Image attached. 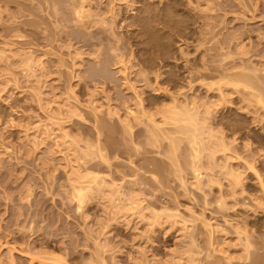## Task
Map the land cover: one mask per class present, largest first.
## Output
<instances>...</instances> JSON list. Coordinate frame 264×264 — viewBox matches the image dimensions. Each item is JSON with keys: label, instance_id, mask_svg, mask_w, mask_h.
<instances>
[{"label": "rangeland", "instance_id": "1", "mask_svg": "<svg viewBox=\"0 0 264 264\" xmlns=\"http://www.w3.org/2000/svg\"><path fill=\"white\" fill-rule=\"evenodd\" d=\"M17 1L27 2V0ZM17 1L12 0L8 8H4V6L1 7L2 9H4V12H1L2 20L0 21L4 22L3 20H5L6 23L7 21L9 23V20H7L8 16L6 15H8L9 13H14L13 10H15L16 13ZM93 1L95 3L101 2L103 6L107 3V0ZM151 2L153 3L151 7H169L168 10L170 11V17L160 15L156 17L155 20H151L149 26L143 28L141 25L136 24L135 21L140 20L142 15H146L145 12H140V10L142 9V11H144L143 9L147 8ZM35 4H37L39 7L34 6L32 8V12L34 13V15L30 16L29 14L26 16L16 13V15L18 14L17 16H19L18 18H16L17 20L19 19L20 21L26 18H28L29 20V18H31V20L36 22V24L38 23L37 26H40V29H37L38 27H36V24L34 25V28L33 25H26V27L23 26L25 27L24 30L23 28V31L20 30V32L22 31L24 35L23 40L15 41L14 37H10V35H7L8 32H6L3 28L1 24L2 22L0 23V48L6 45V41H13L14 44L12 46L15 48H22L20 49L22 52H27V50L30 49H37V51L34 52V56L38 57L41 55V57H39L40 61L34 62L35 69L33 68V70L36 71L35 75H32L31 78L26 77L27 71H24L25 73L23 72L22 68H24L25 66L21 67L22 61L20 60V58L15 56L13 57V55H11V53L14 54L15 51L10 52L9 50H7L9 51L7 52V54H5L9 55V58L7 60V57L5 59L0 58V139L5 144L3 145V148L0 147V260L2 259L0 264H8L7 260L10 256L8 249H10L12 245L16 247V250H12V254L15 258V264H38V261L36 259L31 260V257L27 253V251L21 252L20 246H24L25 250L27 249L26 246H28V248H30L32 251H52L54 254L63 257V259L67 261L68 264H85L82 262L92 257L91 255H93L92 253L94 250L96 256L98 253L97 251H99L97 249L101 248L104 250V252L100 250V253L103 252L104 257L107 259V261L105 260L107 264H174L178 261L181 264H192L191 260L194 255L196 264H226V261V263L223 262L225 260V255H233L232 260L234 262L232 261V264H248L250 259H247V261L245 260V252L243 251V253L242 251H236L235 247L233 248V246L229 248L227 247L229 249L227 252L228 254H225L226 252H221L217 249L216 251H214L215 254L213 252L214 255L211 253L213 256L210 257L211 254L209 252H211V248L207 250V235L203 234L205 233V231L203 233L202 231L200 232V227L201 229L203 228L202 224H200V218L203 217V215L201 214L203 212L206 219L209 220L211 224L219 223V225L221 226L223 225L221 224V221H223L224 215H226V218L228 216V218L230 217L229 219L232 220L235 218L233 221L241 219L242 217V221L244 219H247L248 221H252L253 223L257 222V224L255 223L256 226L254 224V226H252L254 227V229H259L258 231L255 230L254 237L256 241L259 237L257 245H261L260 243H264V210L260 208L254 210V208L252 209L251 206H247L253 202H251V199L249 198L253 193L263 195V192L260 191V185L255 178V174L251 171V169L248 168V166H246V164L248 163H255L260 172L264 173V113L262 112L263 110H261L259 105L255 104L254 102H250V104L247 102L248 100L244 101L243 96H241V94L239 93H236L233 97H231V99L228 100V102L226 101V103H222L221 105L216 106L218 99L215 94H218V91L216 93L215 91L217 89L207 92L206 88H202L201 86L199 87L197 85V91L194 89L188 90V87L184 89L185 91H187V97H189L190 100L191 97H196L199 102H208L207 104L211 107L210 109L212 111V126L215 130H217V132L219 129H222L226 133V135H228L229 139H232L235 136L238 140H236L237 144L235 143L236 146L234 145L235 148L233 147V149L235 151H239L237 152V154L244 157V160L243 158L241 159L243 161H240L238 159L236 163L240 167L238 169L240 170L239 173L242 172L240 177L243 179V186L245 187L246 192L243 193V196L240 195V197L242 196L241 198H239L238 196V205H236L237 203L235 204V201L233 203V200L231 198L226 197L228 198L227 201H229L227 202L228 207L229 205L231 207L232 204L233 209L223 208L222 210V207L218 205V203L221 202V197L219 196V193H216V190H218L217 187L219 186L216 184L219 183H214L213 185L215 186H212L211 188L210 185L204 182L205 179L203 178V182L205 184H203L202 182L200 184L202 185L200 189L196 187V185L194 186V178L191 168L189 165L185 164V161L182 158L181 168L183 170L181 169L180 172L184 171V176H186V178L184 177L186 179V186L183 185L184 187H182L180 176L182 175L181 177H183V173L179 175L180 172L178 173V170H175V164H173L171 161H168L170 160V158H167V156L165 157V154L167 152V148L165 146L166 141H159V139L157 143L159 142L158 144H161V146H159L155 142L153 143L155 144V147H153V144L151 146V144L143 143L147 142L146 140H144L145 135L143 133H146V130H143L145 127L142 126L144 124L135 125L133 129V138L131 141H133L134 146L140 144L139 150H136L138 146H136V148L134 149L133 144H131L132 142L129 141L127 137H125V134H123V130L117 116H120L122 113H124V109L121 106L123 98L120 97L125 95L124 97L127 96V100L128 97L130 98L128 102L130 103L131 101V103L134 104L136 102V98L134 96L136 92L135 90L125 89L117 95L116 93L112 94L111 91L112 99L111 101L108 100L109 102H106L110 104L111 107L117 105V108L119 109L118 114V109H116V107L113 108L114 110L116 109L115 115H112L113 118L111 116L109 117L111 120V125L114 129L113 139H115L116 144H114L115 146L110 145L112 143L106 144L107 155L111 161L110 168L108 166L106 167L104 163H101L103 164L101 165L98 161L99 158L97 157V159L94 160V163H98L95 170H97L101 174H105L107 172L106 175H110L111 177L113 176V178L117 177L116 181L118 180V184L122 183V188L119 187V189H122H120V195L122 194V199L123 195L127 197H124V201L122 202L126 203V201H128L130 204L128 206H122L121 203H118L117 201L111 202L109 201V194H105L102 192L95 193V197L86 202L85 205L79 211H77L75 205H70L67 203V199L65 197L66 195L64 192H62V190L59 192L54 190L52 192L46 189V187L49 186L45 180V175L49 176L50 171L48 169L51 170V168H53L52 165L58 168L56 172L53 173L51 171L52 174H50V176L54 175L53 178L56 184L58 183L56 181H64L65 173L64 171H62L63 165L60 166V163H62L60 162L62 161V159L60 160L61 157L59 158L60 155L54 156L57 155V153L55 152V154L51 152L54 155L51 154L50 157V152L48 153L47 149L48 146L41 139L42 134H39L37 132L39 131L37 128V131H35L34 128L36 126H33L38 118H41L42 115H45V112L51 111V108L48 107H53L54 105H56L54 107H57L58 103L62 102L63 99H66V94L68 98L70 91L68 92L67 89L69 88V85H71L72 88H74V91L77 93L74 95H77L81 99H87L93 92V98L95 97V99H98L97 102L99 103L103 102L105 104L103 109H107L109 105H106V102H104V100H107L104 97L105 95H102V93L100 95L99 93L94 92L96 88L93 90V88L95 87L94 85H96L97 87L99 85L96 84L97 82L95 80L99 79V77L96 78L97 75L91 74V71L95 72L94 69H98L96 68L97 63L95 62H97V60L99 62V58H97L96 60V58L94 57L96 60L95 61L93 58V55L95 54L92 55L91 51L88 49V46H86L85 44L86 42H88L85 40L91 39L90 33L95 32L94 30L100 28L99 26L101 25L97 24V26H95L97 27V29H89V34L86 33L87 31L82 32L83 35L82 33H79L80 31H77V27L75 28L72 27V25H69L68 27L71 30L69 28H67V30L72 32L69 33V35H73L75 32H78L74 34V37L77 36L76 38H72L73 36L70 37V41V39H67L69 38L68 35L66 39L65 37L61 36V34L65 32L64 29H66L63 28L66 26L64 23L65 20L62 19V21H64L63 25L65 26L62 25V21L60 22L61 18L58 21V26L55 25L57 24V20L55 21V18H53L51 15L50 16L52 19H50V17L48 18V11V13L46 14L47 16L45 15L46 11L43 9V7H40V5L42 6V4H38L37 2H35ZM59 5L57 6L60 7L59 9H61V7H63L62 3H60ZM36 7L44 10L43 13H39L38 11L41 10H38ZM115 7L121 8V12L123 13H121V15L126 16L125 18L128 25L120 27L116 23L112 24L109 20L106 21L108 25L103 24L104 26L107 25V27L105 26V29L104 27H101V31L99 29L97 30L100 31L98 34H96L97 36H99V38L109 37V41H111L112 39L113 43H109V41L106 39L108 42H105L109 43L108 45L111 44L110 46H112V44H117L119 46L118 49V46L114 45V47H117V51H115V48H111V51L109 48L108 50H105V48H107L106 46L108 45L104 42L105 46L101 47L104 48L103 50L105 51H102L103 54L101 55L102 57H100L103 59L105 57L107 59V69H109L110 73L113 72L111 74L114 75V83L118 82V84L121 85L123 77L117 71L118 65L113 64L114 55L113 53L110 54V52L114 51L117 52L116 54H118V51H123L125 54L123 57L125 59H129V61H126L129 62L130 66H133H131L132 68H129L127 72H129V70L130 73L131 71H133V73L130 74L129 77L132 78V83L136 86V90L143 91L144 93H141H143L142 96L145 99L151 97L149 99L151 100V102L155 101L157 103V106L159 105L158 108L160 106L162 107V105L165 103H171L170 98H168L169 93L177 91V89L179 91L180 88H177L178 86H168V88H170L169 90L162 92L159 91L157 93L154 89L150 88L152 87L151 84L150 87L144 86V89L143 86L140 85L141 81L139 80V78L135 79V71L138 72L140 69H148V71H151L156 70L157 67L164 72H174V74L177 72V77H180L181 80H178L179 82H177L180 84H186V81H184L181 77L183 74H186L185 71L187 69V66L191 63H196L197 66H202L204 64V66L206 65V69L208 68L209 71H211V68L212 70H216L215 72H212L213 74H215L210 76L211 78L208 77V79L204 80L205 82L209 81L212 83H215L217 80L220 81V78L218 77L222 76L220 73L221 70H223V68L227 69L226 67H224L225 64H229L226 66H230L232 68V65L234 63L233 67L238 68L239 66L238 70L243 68V70H246L248 72L252 71L256 67L259 69H264V0H142L138 2V4H135L134 6L129 8L124 4L121 6L117 4ZM34 8L37 10H34ZM7 10H9L10 12ZM41 14H43V17L39 16ZM45 16L47 21L45 20ZM39 19L42 20L41 22L46 21L47 24L46 22L41 23ZM48 19H50V22L52 21V23H50ZM178 21H182V24L180 23L179 26V24L177 23V27L176 22ZM51 24H54V29H56V26L58 27L56 29V34L58 37L60 28L63 29L60 33L61 38H59L60 40L58 39L60 42L58 43L57 40V43L55 42V44L56 46L57 44H59L60 46L61 44L65 45H62L61 48L60 46L57 47L59 50L61 49V51L57 50V48L54 51H57L56 54H62L64 62L67 61L64 65L62 61H58L60 59V56L58 55L47 54L42 56L41 54L42 49L49 48L44 47V45L42 44L40 45L39 42L42 41L44 35H49V29L51 28L50 26H52ZM111 24L112 26H110ZM46 25L48 26L45 27ZM45 28L46 30H44ZM72 28H74L75 30H73ZM67 30L66 33L69 32ZM51 31H53V28L51 29ZM110 31H113V33H111ZM103 33L105 34V36ZM114 33H116V36L120 35V39L118 38V42H116L117 40L115 41L117 37L114 36ZM97 36L96 39H92L97 40ZM38 37L41 40H39ZM114 37L116 38L114 39ZM200 39L201 41L204 40V42H201V44ZM65 40H67L68 42H66ZM64 41L66 43H64ZM72 41L73 43H69ZM240 42L244 43V45L242 43V45H239ZM37 43H39V46H37ZM68 43L70 46H72L71 44H73V46L68 47L66 45ZM40 46H43L44 48ZM38 48L40 49L39 51ZM77 51H84V53H81V55L79 54V56L77 54ZM89 52L91 55L89 54ZM119 54L123 55V53ZM228 54H230V56ZM111 55L113 56L111 57ZM221 59L223 60L224 64L221 63ZM14 62H17L18 65ZM219 63L221 65L223 64L221 67L222 69H220L221 65ZM140 64L143 68H145L143 69ZM19 65H21V68H19ZM65 65H67V67ZM71 66L73 67L72 69ZM214 67L218 68L216 69ZM92 68L93 70H91ZM68 69L72 70L71 73L73 75L75 74L76 76H73L72 78L69 77L68 75H70V72H66V70ZM199 69L204 70V68L202 67H200ZM228 69L230 70V68ZM234 69L236 68H232L231 71ZM219 73L220 76H218ZM12 76H16V81L12 80ZM196 77V73L192 75V77L190 78V80L192 81L191 84L195 85V82L196 84H198L200 80ZM197 80L199 81L197 82ZM86 84H88V88L84 86ZM216 84L218 83L216 82ZM216 84H214V87L216 86ZM220 84L222 85L223 83ZM153 85L156 84L153 83ZM160 85L166 86L165 83H162ZM84 87H86V89ZM39 88L40 91H42V101L45 100L47 102L51 100V102H53V104L51 103V105L50 103L46 104L47 106L45 105L46 102H43L44 108L47 107L45 110L42 109L43 112L41 111V108H38L39 106L38 103H36L37 101L35 100V93L33 96V92L37 91V89ZM97 89L99 90V88ZM10 92H12L13 94H10ZM184 96L182 95L179 98L181 99L180 101L185 98ZM69 99L66 100L70 101ZM66 100H64L61 105L64 102H68ZM72 100L73 97L71 99V103L74 101ZM145 101L147 103V100ZM244 104L245 106L249 104L250 105L246 106L245 108ZM155 105L156 104H154V106ZM204 105L205 104L201 105V107H203ZM64 110L65 114H62V116L66 115V109L63 106V112ZM83 113L86 119H82L81 117H71L66 122V129L71 132L70 134H76L75 136L79 135L78 137H80L81 135V138H84L87 132H94V127H92L93 121L87 115V113L85 114L84 111ZM10 114L12 115V118H14L13 121L4 119L6 117L8 118V115L11 116ZM5 120H7V123H5ZM23 132H27L26 134H29V139L25 138L26 136ZM35 133H37V138L36 135L34 136V138L37 140L39 139L38 141H40L37 145H34V143L32 142L34 141V139L32 137L33 135L31 136V134ZM23 135L25 137H23ZM232 135L233 137H231ZM53 136L54 135H52L51 137ZM126 136L129 135L126 134ZM129 138L131 139V136H129ZM37 140H35V142ZM112 141L115 142L114 140ZM242 142L247 143L248 146L245 145L244 147V145H242ZM157 146H159V150ZM137 151L141 152L138 154ZM128 152H130L131 154ZM161 152L164 154V156ZM128 155L131 157H129ZM223 158L224 159L219 158V161L225 163L226 158ZM48 159L50 162L54 160L52 161V165H48L47 167L45 164L43 166V160ZM148 161L152 163L150 164ZM245 161L251 162L245 163ZM146 163L148 164L146 165ZM220 164H218V166ZM155 165L158 171L155 169ZM148 166L154 167L153 169L155 171L147 169L149 168ZM218 166V169L222 167V165L220 166V168ZM133 168H135L137 173L135 172V170H133ZM168 169L173 170L169 171ZM174 170L178 174L175 172L174 175ZM120 174L123 176L124 180L122 179ZM123 174H125L126 177ZM134 174L136 180L138 182H141L136 184V181H132L133 179L135 180ZM156 174H158V176ZM176 175L179 176L177 177ZM155 176L157 177V179L154 178ZM130 178H132V180ZM128 179H130V181L127 183ZM220 179L225 178L223 176L219 177V181ZM131 181L132 183H135L133 184L135 185L133 186V188L131 186L132 183H130ZM226 181L227 180L225 179L223 183H226ZM179 185L181 187H179ZM205 197H207L205 199L207 205L204 204ZM218 197H220V202L217 201ZM128 198L131 200V202H133L131 203ZM238 199H241L242 201ZM218 206L220 210H218ZM155 209L162 213L160 224L152 223L153 218L151 217L153 214L150 215L149 213H151L150 210ZM224 209H227L225 210L227 212H225ZM177 211L181 214L180 219H182L183 217L186 219L184 223L186 224L185 228L183 227V223H174V221H172L170 217L167 218L168 213ZM191 211H194V214L200 216V218L198 219L199 221L194 218L199 223L194 220V224L193 217H189ZM188 218L189 220L192 218L193 222H190ZM30 225L32 226L30 227ZM223 226L229 228L227 229L229 233L228 236L226 234L225 235L228 237L227 242L231 243V239L232 237H234L232 235H235V233H233L231 226ZM16 236H21L23 240L21 239L20 242H14L13 237ZM199 236L201 237V240ZM226 236L223 235L221 237L220 235L218 237L217 243L220 242L218 248H220V246L222 245L224 246V243L221 241L222 238H225ZM191 238H193L192 240H194L195 242L199 243L198 246L195 245V247L191 248V245L188 244V242L191 241ZM217 243H215V246L217 245ZM186 244H188V246H186ZM98 245L101 248H99ZM97 246L98 248L95 249ZM187 247H190L191 250L189 251L190 248L187 250ZM197 247L201 251L204 250L202 251L203 253H200L201 251L199 252L200 254L196 252L197 250L195 248ZM260 249V255H262L261 257H264V247ZM191 251L198 254L194 253V255L191 256V254H193ZM205 252L209 254L207 255ZM241 252L244 255L241 254ZM239 253L241 255H239ZM252 254L253 253H251L249 256L253 257L254 254ZM235 255L239 256L237 257ZM207 256L212 262H208L209 260ZM214 257L217 258V262L215 261L216 259H214ZM188 258H191V260L188 261ZM261 262L262 264H264V258H262Z\"/></svg>", "mask_w": 264, "mask_h": 264}, {"label": "bare ground", "instance_id": "2", "mask_svg": "<svg viewBox=\"0 0 264 264\" xmlns=\"http://www.w3.org/2000/svg\"><path fill=\"white\" fill-rule=\"evenodd\" d=\"M11 1L12 0H0V8L2 6H4V8H8V6L11 4ZM15 1H17V0H15ZM140 1H142V0H107L106 5L103 6L101 2L95 3L93 0H27V2L26 1L25 2L17 1L16 13H19L21 15H26V16L29 14H30V16L34 15V13L32 12V8L34 6H38L37 4H35V2H37L38 4H42V6L40 5V7L41 8L43 7V9L46 11L45 15L49 12L47 14L48 18L50 17V19H52L51 18V16H52L53 18H55V21L57 20L56 21L57 24H55V25L58 26V24H59L58 21L60 20V18H61L60 22L62 21V19L65 20V22L62 21V25L64 22L67 27L65 25H63V26H65L63 28H66V29H64V31H65L64 33L62 31L63 34H61V36L65 37V39H66L67 35H68L69 38H67V39L68 40L70 39V41H71L70 37L73 36L72 38H76L77 36L74 37V34H76L78 32H75L73 35L70 34L71 35L70 36L69 33H72V32L67 30V28H69L68 27L69 25H72V27H75V28L77 27L76 29H77V31H80L79 33H82L85 31H87L86 33H88L89 29H91V30H94L93 28L97 29V27H95V26H97V24L101 25V26H99L100 28H98L99 30L101 29V27H104V29H105V26L107 27V25H108V23H106V21H109V20L112 24L116 23L118 26L124 27V26L128 25V23L126 22V18H125L126 16L121 15V13H122L121 8H116L115 6L117 4H119L120 6L124 4L129 8V7L134 6L135 4H138V2H140ZM60 3H62V6H63V7H61V9H59L60 7L57 6ZM152 4L153 3L151 2L147 8L143 9L144 11H142V9H141L140 12H145L146 15H144V16L142 15L140 20L135 21L136 24L141 25L143 28L146 26H149L151 20L152 21L155 20V18L160 16V15H165V16L170 17V11L168 10L169 7L168 8L165 6H163V7H154V6L151 7ZM59 6H61V5H59ZM38 7H36V8L38 10H41L38 12L43 13L44 10H42L41 8L39 9ZM56 7L59 9L60 12L58 11V9ZM49 8H50V10H49ZM37 9L34 8V10H37ZM3 10L4 9H2V8L0 9V20H2V13L4 12ZM7 11H9V10H7ZM13 12L14 13H11V14L9 13L8 15H6V16H8L7 20H9V23H8V21L6 23L5 20H3L4 22L0 21V23L2 22L1 24H2L3 28L5 29L6 32H8L7 35H10V37H14L15 41L23 40L24 35H23L22 31L24 30L26 25L27 26L33 25V28H34L35 27L34 25L36 24V22L31 20V18H29V20H28V18H26L24 20L19 21V19L18 20L16 19L19 17V16H17L18 14L16 15L15 10H13ZM42 15L43 14H41L39 16L43 17ZM46 16H45V20L47 21ZM41 17H39V18H41ZM50 19H48L49 22H50ZM39 21L41 22L42 20L39 19ZM46 21L41 22V23H45ZM182 21H178V22H176V24L178 23L180 26V23L182 24ZM50 23H52V21ZM37 24H36V27H38L37 29H40V26H37ZM46 24H47V22H46ZM103 24H107V25L104 26ZM112 24L110 26H112ZM176 24H175V26H176ZM178 24H177V27H178ZM51 25H52V26H50L51 28L49 27L50 28L49 29L50 33L48 32L49 35L48 34H47V36L44 35V37L42 38V41L39 42L40 45L42 44V45H44V47H49V48H44L43 46H40V47L44 48V49H42L41 54H42V56L47 55V54L58 55V56H60L59 57L60 59L58 58L59 59L58 61L59 62L62 61L63 65H64L67 61L64 62V58H63L61 53L56 54L57 51H54L57 47L60 46L59 44H57V46H56L55 42L59 38H61L60 33H61V30H63V29H61L59 27L60 32L58 31L59 32L58 33L59 37H58L56 34V32H57L56 29L58 27L56 26V29H54V26H53L54 24H51ZM23 26H25V27H23ZM47 26L48 25H46L45 27H47ZM22 28H23V30H22ZM52 28H53V31H51ZM72 29L75 30L74 28H72ZM20 30H22V31L20 32ZM44 30H46V28ZM54 30H55V33H54ZM66 30L69 32L66 33ZM97 30H94L95 32L90 33V36H91V39H89L90 41L85 40V41H88L85 44H86V46H88V49L91 51V54L92 55L95 54V55H93V58L95 57L96 60H97V58H99V62H98V60H97V62H95V63H97L96 68H98V69L97 70L94 69L95 72L91 71L92 72L91 74L97 75L96 78L99 77V79H95V80L97 82L96 84H99L100 87H99V85H98V87L96 85H94L95 87L93 88V90L95 88L96 89L99 88V90L98 89L97 90L100 91V89H101V91L98 92L95 89L94 92H97L100 95H101V93H102V95H105L104 97L107 100H104V102H106L108 100L111 101V99H112L111 91H112V94L116 93L117 95L122 90H125V89L135 90V92H136L134 94V96L136 98V102L134 104L131 103V101H130V103L128 102L130 99L129 97H128V100L126 98L127 96L124 97L125 95L120 97V98H123L121 106L124 109V113H122L120 116H117V118H119L118 121L121 124V128L123 130V134H125V137H127L129 139V141H131L133 138L132 135H133V129H134L135 125L144 124L142 126L145 127L143 130L144 131L146 130L145 131L146 133H143V134L145 135L144 140H146L147 142H143V143L151 144V146H152V144L155 142L157 143V141L159 139H160L159 141L165 140L166 141L165 146L167 148V152L165 154V157L167 156V158H170V160H168L167 158L166 159L168 161H171L173 164H175V168H176L175 170H178V173L182 169L181 168V164H182L181 160L183 158V160L185 161V164L190 166L191 171L193 173V178H194L193 179L194 180L193 185L194 186L196 185V187H198L200 189L202 186L200 184L203 182L204 179H205L204 182L207 183L208 185H210L211 188H212V186H215V185H213L214 183L215 184H216V182L219 183V184H216V185H219L217 187L218 190H216V193H219V196L221 197V199H220L221 202L219 201L220 197H218L217 201L220 202V203H218V205L220 207H222L221 208L222 210H223V208H228V209L232 208V204H231V207L229 205L230 208L228 207L227 202H229V201H227L228 198H226V197L231 198L233 200L232 202L234 203V201H235V204L237 203L236 205H238V201H237L238 196H239V198H241L243 196V193L246 192L245 191L246 189L243 186L244 185L243 179L240 177L242 172L239 173L240 170H238V169L240 167L236 163L238 159L240 161H243L244 157H242V155L240 156L239 154H237V152H239V151H237V150L235 151L233 149V147L235 148V146H236L235 143L237 142L236 140H238V139L235 136H234V138L229 139L228 135H226V133L222 129H219L217 132V130H215L214 127L212 126V121H211L212 120V117H211L212 111L210 109L211 107L207 104L208 102L207 103H204L205 101L199 102V100H197L196 97H191V100H190V98L187 97L188 96L186 93L187 91H185L184 89L188 87V90L194 89L197 91L196 85L199 87L201 86L202 88H206L207 92L217 89L215 91V93L218 91V94L217 93L215 94V96L218 99L216 106L221 105L222 103L224 104V103H226V101L228 102V100L231 99V97H233L234 94L239 93V94H241V96H243L244 101L248 100L247 101L248 103L254 102L255 104L259 105L261 110H263L262 112L264 113V69H262V68L259 69L256 67L252 70L253 72L252 71L248 72L246 70H243L242 67H240L242 69L238 70L239 66H238V68L233 67L234 66V63H233V65L232 64H230V65H232V68H236V69H234L235 71L234 70L231 71L232 68L230 66L229 67L226 66L229 64H225L224 67H226L227 69L223 68V70H221V72H220L222 76L218 77V76H220V73L217 76L218 78H220V81L219 80L216 81L218 84H216V82L212 83L209 81H207V82L204 81V80L208 79V77L211 78L210 76L215 74V73L213 74L212 72L216 71L214 69L212 70L211 67H210L211 71H209L208 68L206 69V65L204 66V64L202 66H199V65L197 66L196 63H193V64L191 63L190 65L187 66V69L185 71L186 74H183L181 77L184 81H186V84L178 83L181 80H180V77H177V75H178V74H176L177 72L175 73L176 74L175 75L174 72L173 73L172 72H170V73L164 72V71L160 70V68H157V67H156V70H151V71H148V69H146V70L140 69L138 72L135 71L134 77H135V79L139 78V80L141 81L140 85L143 86L144 89H145L144 86L150 87L151 84H152V87H150V88L154 89L157 93L159 91L162 92V91L169 90L170 88H168V86H172V87L178 86L177 88H180L179 91L177 89V91L172 90L174 92L169 93L168 98H170L171 103L170 102L168 104L165 103L167 106L165 104H163L165 106H163L161 104L162 107L160 106L158 108L159 105L157 106V103L155 101L151 102V100L149 99L151 97L145 99L142 96V94L144 92L136 90V86L132 83L133 82L132 78L129 77V75L132 74L133 71H131V73H130V70H129V72H127V70L129 68L131 69L133 66L131 65L132 66L131 67L129 62L126 61V60L129 61V59H127V58L125 59L123 57L125 55L123 51H121V52L118 51V54H116L117 52H114V51L110 52V54L113 53V55H114V56L111 55V57L113 56V58H114L113 64L118 65V66L116 65L117 69H118L117 71L123 77V79H122L123 81H122L121 85H119L117 81H116L117 83H114V78H113L114 75L111 74L113 72L110 73L109 69H107L108 68V61L105 57H104V59L101 58L102 57L101 55L103 54L102 51H105L106 49L108 50V48L110 49V51H111V48H113V49L115 48V51H117L116 50L117 47L116 46L114 47V45H117V44H114V45L112 44L113 47L110 46L111 44L108 45L109 43L112 42V39H111V41H109V39H108L109 37L108 38H105V37L99 38V36H97L96 34H98L101 30L100 31H97ZM113 31L112 32L110 31V32L113 33ZM51 32H53V33H51ZM103 32H106V31H103ZM115 34L116 33H114V36H116ZM82 35H83V33H82ZM95 35L97 36V40L92 39V38L96 39ZM104 36H105V34H104ZM116 37H114V39L116 38L115 41L117 40L116 42H118L119 41L118 38L120 39V35L119 36L117 35ZM38 38H37V40H38ZM106 39L109 41V43H107L108 41ZM39 40H41V39L39 38ZM59 40L57 41L58 43L60 42ZM61 40H63V39H61ZM80 40H77V41H80ZM65 41L68 42L67 40H65ZM65 41H64V43H66ZM105 41H107V42H105ZM104 42L107 43L108 46H110V47L106 46L107 48H105V50H103L104 48H102L105 46ZM201 42H204V40L201 41V39H200V44H201ZM39 43H37V46H39L38 45ZM69 43H73V41L69 42ZM69 43L66 45L68 47H72L73 44H71L72 46H70ZM241 43L242 42H240L239 45H242V44L244 45V43H242V44ZM5 44H6L5 46L0 48V58L5 59L7 57L6 58V60H7L9 58L8 57L9 55H5V54H7V52H9V51L10 52L15 51V53L14 54L11 53V55H13V57L15 56V57L20 58V60L22 61V62L20 61L22 66L19 65V68L25 66L22 69H23V72L27 71V73H26L27 75L25 74L26 77L31 78L32 75H35L36 70H33V68L35 69L34 62L40 61L39 57H41V55L38 57L34 56V54H35L34 52L37 51V49L36 50L30 49V50H27V52H22L20 50L22 48H20V47L15 48L12 46L14 44L13 41H6ZM34 44H36V43H34ZM62 45L63 44H61V46ZM236 45H238V44H236ZM61 46H60V48H61ZM118 49H119V46H118ZM7 50H9V51H7ZM39 50L40 49L38 48V51ZM57 50H59V49L57 48ZM59 51H61V49ZM75 52H76V50H75ZM81 53H84V51H82V52L77 51L78 55L79 54L81 55ZM119 53H123V55L122 54L120 55ZM89 54H90V52H89ZM228 55L230 56V54H228ZM229 56H227V57H229ZM95 58H94V60H95ZM100 58H101V60H100ZM221 63H223V60ZM15 64L18 65L17 62ZM35 64H37V63H35ZM127 64H129V65H127ZM220 65H218V66H220ZM222 65L220 66V69H222L221 68ZM65 66L67 67V65H65ZM140 66H141V64H140ZM200 67L204 68V70L199 69ZM72 68L73 67L71 66V69ZM214 68H216V67H214ZM228 68H230V70ZM69 69L66 70V72L67 71L70 72V75H68V76L71 78L73 76H76L75 74L73 75L71 73L72 70H69ZM220 69H218V70H220ZM91 70H93V68ZM185 72H183V73H185ZM195 73L197 74L196 78L200 80V81L197 80V82L198 81L199 82L202 81V82L201 83L198 82V84H196V82L194 83V81H193V83L195 84V85H193V84H191L192 81L190 80V78ZM94 75H93V77H94ZM15 79H17L16 76H12V80L16 81ZM153 83L156 85H153ZM162 83L163 84L165 83L166 86L165 85L161 86L160 84H162ZM220 83H223V84L221 85ZM68 84H69V81H68ZM214 84H216L215 87H214ZM217 85H218V87H217ZM84 86L87 87L88 84H86ZM86 87H84V88L86 89ZM68 89H67V91L68 92L70 91V92H69L68 98H67V94H66V99L70 98L69 99L70 101H68L66 99L62 100V102L64 100L68 101V102H64L63 103L64 105L62 104L66 109V115L67 116L66 115L62 116V114H65V110L63 112V106L61 105L62 102L59 101L60 103H58L57 107H54L56 105H54V106L52 105L54 108L51 106L48 107V108H51L50 112L47 110L46 111L48 113L44 111L45 115L44 116L42 115L43 117L41 116V118H38V120L35 122V124L37 123L36 125L33 122V124H34L33 127L36 126L34 128L35 131H37L36 128L40 131V132L39 131H37V132L39 134H42L41 139L48 146L47 149H48V153L50 152V157H51V154L54 155L53 153H55V152L57 153V155H54V156L60 155L59 158L61 157L60 160L62 159V161H60V162H62V163H60L61 165L60 164L59 165L60 166L63 165L62 171H64V173H65L64 181H62V182L56 181V182H58L56 184L54 181V178H53L54 175L50 176V174H52V172L54 173L58 169L57 167L52 165V163H53L52 161H54V160H52L51 162L49 161V159L43 160V162H42L43 166L46 164L47 167H48V165H52V167H53V168H51V170L46 168L50 171V174L48 173L49 176L45 175V180L49 186V187H46V189L48 191H52V192L54 190H56L58 192L62 190V192H64L66 195L65 197L67 199V203L70 205L71 204L75 205V208L77 211H79L85 205L86 202H88L90 199L94 198L95 193H102V192L105 194L106 193L109 194V201H111V202L117 201L118 203H121L122 206H128L130 204L128 201H126V203L122 202V201H124L123 199L125 196L123 195V199H122V196H121L122 194L120 195V191L122 190L121 189L122 183L118 184V182H117L118 180L116 181L117 177L113 178V176L111 177L110 175H106L107 172L105 174L99 173L97 170H95L98 163H94V160H96L98 157L99 158L98 161L100 164L104 163V165H106V167L108 166L109 168L111 166V161H110V159L107 155V151H106V149H107L106 144L112 143V144H110L112 146H115L114 144H116L115 139H113L114 138V129H113V126L111 125V122H110L111 120L109 117L110 116L112 117V115H115L116 109H118L117 105H114L113 107H111V105L106 102V105H109V106L107 107V109L105 108V110H104L103 107L105 104L103 102L102 103L97 102L98 99H95V97L93 98V95H94V94H92L93 92L91 93V96H89L90 98L88 97L87 99H81L77 95H74L77 93L74 91V88H72L71 85H69ZM67 91H66V93H67ZM41 92L42 91H40V88H39V89H37V91L33 92V96L35 93V97H36L35 100L37 101L36 103H38V106H39L38 108H41V111H42V109L45 110L47 108L46 104L50 103V105H51V103L53 104V102H51V100H49L47 102L45 100L42 101L43 96L41 95L42 94ZM141 92H143V93H141ZM11 93L12 92H10V94ZM182 95L183 96L185 95L184 96L185 98L182 99V101H180L181 99H179V98ZM72 97H73L74 101L72 100L73 102L71 103ZM152 98H154V97H152ZM145 100H147V103ZM230 101H232V100H230ZM43 102L44 103L46 102L45 103L46 108H44ZM154 104H156V105L154 106ZM203 104H205L206 106L204 105L203 107H201V105H203ZM249 105H246V106H249ZM244 106H245V104H244ZM246 106H245V108H246ZM115 107H116V109L114 110L113 108H115ZM151 107H155V108H151ZM83 111L85 112V114L87 113V115L93 121L92 127H94V132L93 133L87 132L85 137L81 138V135H80V137H78L79 135L75 136L76 134L75 135L70 134L71 132L68 129H66L67 128L66 122L71 117H78V118L81 117L82 119H84L85 116H84ZM118 111H119V109L117 110V112ZM118 114H119V112H118ZM4 119H8V121L14 120V118H12V115L11 116L8 115V118L6 117ZM228 120H230V119H228ZM6 121L7 120H5V123H7ZM222 122H224V121H222ZM5 123H4V126H5ZM25 131H27V130H25ZM26 133L27 132L24 133V135L26 137L24 135H23V137L29 139V134H26ZM30 133H33V132H30ZM126 134L131 136V139L129 138V136H126ZM35 135L37 138V133L31 134V136L34 139V141H32V142L34 143V145L35 144L37 145L38 142H40V141H38L39 139L37 140L34 138ZM52 135H54V136L51 137ZM231 137H233V135ZM28 139H27V141H28ZM30 139H32V138H30ZM35 140H37L36 141L37 143L35 142ZM112 140H114L115 142H113ZM102 142H104V143H102ZM131 142L130 143L133 144V146H134L133 141H131ZM160 143H163V142H160ZM243 143H245V142H242V145H244V147H245V145L248 146L247 143H245V144H243ZM3 145H5V144L0 139V147L3 148ZM139 145H136V146H138V148H136V146H134V149L136 148V150L137 149L139 150ZM159 146H161V144ZM159 146H157L158 150H159ZM153 147H155V144H153ZM125 148H126V146H125ZM242 148H243V146H242ZM6 149H7V146H6ZM47 149H46V151H47ZM51 152H53V153H51ZM137 152L139 154L141 151L140 152L137 151ZM137 152H135V153H137ZM2 153H3V151H2ZM128 153H130V152H128ZM54 156H52V157H54ZM163 156H164V154H163ZM129 157H131V156H129ZM165 157H164V160H165ZM223 157L226 158L225 159L226 161L223 160V161H225V163H222L221 161H219V158L224 159ZM242 158H243V160H241ZM50 160H51V158H50ZM233 160H235V161H233ZM248 162H251V161H248ZM248 162L245 161V163H248ZM149 163L151 164L152 162H149ZM147 164L148 163H146V165ZM218 164H220V165L218 166ZM101 165H103V164H101ZM221 165H222V167H221L222 169L220 168ZM150 166H148L149 168H147V169L155 171L153 169L154 167H150ZM217 166L220 169H218ZM246 166H248V168L251 169V171L255 174V176H256L255 178L257 179V181L260 185V188H261L260 191L263 192V195L253 193L252 196L249 197L251 199L250 201L251 202L253 201V202L247 206H251L252 209L254 208V210L257 208L264 210V175H263L264 173L260 172L259 168L255 165V163L253 164L251 162V163L246 164ZM155 169L157 170L156 165H155ZM163 169H164V167H163ZM108 170H110V169H108ZM133 170H135V168H133ZM175 170H174V175L176 172ZM164 171H165V169H164ZM135 172L137 173L136 170H135ZM183 172H180L179 175ZM161 173H162V171H161ZM46 174H47V172H46ZM135 174H134V178H135ZM220 174H221V176H220ZM123 175H125V174H123ZM156 175L158 176V174H156ZM120 176L123 179V176L121 174H120ZM181 176H180L181 181L180 180L179 181L181 182L182 187H184V186H186V183H185L186 176H184V173H183V177H181ZM223 176L227 180L226 183H223L225 181V179H220V181L222 180L221 183L219 181V177H223ZM125 177H126V175H125ZM154 178L157 179L156 176ZM122 179H121V181H122ZM130 179L132 180V178H130ZM130 179H128L127 183L130 181ZM132 181H134V182L136 181V184L141 182V181L138 182L136 180V178H135V180L133 179ZM132 181L130 183H132ZM155 181H153V182H155ZM158 181H160V180H158ZM204 182H203V184H205ZM133 184H135V183H132V185H131L132 188H133V186H135ZM45 186H46V184H45ZM136 186H138V185H136ZM119 187H121L120 188L121 190L119 189ZM179 187H181V186L179 185ZM118 189H119V191H118ZM201 190H203V189H201ZM240 195H242V196L240 197ZM125 198H127V197H125ZM206 198L207 197H205L204 200ZM125 200H127V199H125ZM128 200H130V199L128 198ZM238 200H241V199H238ZM130 202H131V200H130ZM204 204L207 205L206 200H205ZM219 206H218V210H220ZM118 208H119V206H118ZM222 210H221V213H222ZM225 210H227V209H224V211ZM150 211H151V213H149V214L150 215L153 214L151 217V218H153L152 223L153 224H160L162 213H160V211H158L156 209L150 210ZM193 212L194 211H191V213L189 214L190 215L189 217H193V221L195 220L196 222H198L199 221L198 219L200 218V216L194 214L195 212L194 213ZM225 212H227V211H225ZM201 214L203 215V217L200 218L201 219L200 224H202L203 228L201 229V227H200V232L202 231V233H203L205 231V233H203V234L207 235L206 244H208L207 250L209 248H211V250H210L211 252L208 251L210 254L211 253L213 254V252L216 251L217 249L221 252H226L225 254H228L227 253L229 250L228 248L233 246V248L235 247L236 251H242V252L244 251L245 252V253L243 252L246 255V256H244V257H246L245 260L247 261V259H250L248 264H260V263L262 264L261 260L264 257H261L262 255H260L259 251L261 250L260 248L264 247V243H260L261 245H257V243H258L257 241L259 240L258 239L259 237L257 236L258 238L256 241L255 237H254L255 236L254 232H255V230L258 231L259 229H254V227H252L255 225V223L257 224V222L253 223L252 221H248L247 219H244L242 221L241 220L242 217H241V219H237V220L233 221L235 218L232 220V219H229L230 217L228 218V216H227V218H226L225 217L226 215H224V219L222 218L223 221H221V224L228 225L227 227L231 226L233 233H235V235L234 234L232 235L234 237H232L231 243H229V242H227V238H228L227 236L229 234L227 229H229V228H226L223 225L221 226V225H219V223L218 224H216V223L211 224V222L206 219L204 213L202 212ZM167 216H168L167 218L170 217V219L172 221H174V223H176V222L180 223L181 222L184 224L186 221V219L184 217L182 219H180L181 214L178 211L177 212H170V213H168ZM194 218H196L198 221ZM188 220H189V218H188ZM189 221L193 222L192 218ZM195 221H194V224H195ZM154 222H156V223H154ZM185 225L186 224H184V226L183 225L182 226L185 228L186 227ZM31 226L32 225H30V227ZM199 226H201V225H199ZM220 235H221V237L223 235L226 237L225 238L223 237L222 241H221L224 243V246L222 245V246H220V248H218V245H220V242L217 243V239ZM13 238H14L13 239L14 242H20V240L22 239L21 236H16ZM199 238L201 240L200 236H199ZM192 239L193 238H191V241H189L191 244L188 242V244L191 245V248L195 247V245L198 246L199 243L195 242ZM260 242H261V240H260ZM215 243H217L216 246H215ZM188 244H186V246H188ZM192 244H193V246H192ZM98 246L95 249H97ZM26 247H27V249L25 250L24 246L23 247L20 246V251L21 252L27 251V253L31 257V260L36 259L38 261V264H68L67 261H65L63 259V257H61L60 255L54 254L52 251L51 252L53 254L49 251H44V250L43 251L42 250L41 251H32L30 248H28V246H26ZM15 248L16 247L12 245V247L10 249H8V251L10 253V256L7 260L8 264H15V258L12 254L13 253L12 250ZM99 248H101V247L99 246ZM189 248L190 247H187V250ZM191 248L189 249V251L191 250ZM197 248H195L197 250L196 252L199 253L201 250L199 248L198 249ZM97 250H99V251H97ZM97 250L96 251L98 253L96 256H95V253H94L95 250H94L92 253L93 255H91L92 257L88 258L89 260L87 259L82 263H85V264H107V262H105V260L107 261V259L103 255L104 250L102 248L97 249ZM100 250L103 252L100 253L101 252ZM202 251H204V250H202ZM202 251L200 253H203ZM196 252H192L193 254H191V256H193L194 253H196ZM242 252H241V254H243ZM198 253H196V254H198ZM251 253L254 254L253 257L249 256ZM212 254L210 255V257L213 256L215 254V252L213 255ZM241 254L239 253V255H241ZM239 255H235V256L238 257ZM199 256H201V255H199ZM194 257H195V255L193 256L192 260H191V258L190 259L188 258V261L191 260L192 264H196ZM204 257H206V256H204ZM232 257H233V255H225V260L224 261L222 260V261L223 262L226 261L227 262V263L225 262L226 264H232L234 262L232 260L233 259ZM207 258H208V256H207ZM209 259L210 258H208V260ZM214 259H216L215 261L217 262V258L214 257ZM1 260H0V262H1ZM218 260H220V259H218ZM210 261L211 260H209L208 262H210ZM215 261H214V263H215ZM174 264H181V263L178 261L177 263H174ZM215 264H217V263H215Z\"/></svg>", "mask_w": 264, "mask_h": 264}]
</instances>
